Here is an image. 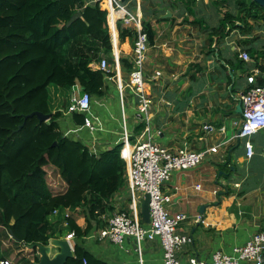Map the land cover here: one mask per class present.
<instances>
[{"label":"trees","instance_id":"16d2710c","mask_svg":"<svg viewBox=\"0 0 264 264\" xmlns=\"http://www.w3.org/2000/svg\"><path fill=\"white\" fill-rule=\"evenodd\" d=\"M232 3L234 13L224 14L220 27L212 31V42L237 29L249 34L253 21L264 20V9L252 0ZM142 27L151 45L153 31L149 25ZM118 30L120 42L137 39V32L121 22ZM251 50L246 52L264 73L259 62L264 51ZM113 51L108 12L101 3L0 0V260L34 264L40 257L36 250L26 254V248L48 246L53 238L74 234V258L67 264H107L88 252L83 240L96 226H106L102 216L116 211L112 198L127 180L123 146L96 155L81 142L64 136L60 122L71 106V96L63 106L52 97H61L63 91L72 92L79 85L92 98H103L107 76L91 65L104 55L113 62ZM236 58L239 69L246 73L245 62ZM120 63L123 72L133 70L128 60L121 57ZM115 75L111 72L108 76ZM258 84H264V77ZM250 88L252 85L245 92ZM34 113L52 118L41 122L36 116L29 117ZM70 116L84 125V114ZM144 128L142 123L139 131ZM252 143L256 155L249 164L258 159L261 170L252 187L260 188L264 186V131L255 135ZM230 165L229 161L221 167L224 177L234 172ZM223 194L230 196L229 186ZM66 211L71 212L68 218ZM55 217L65 220L64 229H56ZM82 218L83 225L79 223ZM260 231H264V219Z\"/></svg>","mask_w":264,"mask_h":264},{"label":"crops","instance_id":"0c3cea01","mask_svg":"<svg viewBox=\"0 0 264 264\" xmlns=\"http://www.w3.org/2000/svg\"><path fill=\"white\" fill-rule=\"evenodd\" d=\"M226 1L122 0L130 12L139 16L142 24L150 26L154 34L144 70L146 92L154 103L150 123L156 134V143L171 151L185 145L192 151H207L221 142L229 143L237 133L235 125L241 120V114L237 111L242 104L240 96L248 89L247 75L256 69V65L251 58L250 63L245 62L247 72L243 73L236 56L241 60L240 54L244 51H264V20L253 21L249 34L237 29L224 37H215L212 42V31L220 27L224 14L234 13L232 0ZM111 34L113 54L133 64L136 40L120 42L118 28L111 30ZM244 41H248V45ZM249 56L252 57V54ZM259 62L264 65V59ZM99 63H93L91 68L98 70ZM110 65L112 73L116 75L108 78L106 95L93 98L91 109L85 115L92 119L94 130L79 125L67 113L60 122L64 136L81 142L96 155L123 146L126 132L131 136V144H136L145 130L139 131L142 121L138 115L137 97L129 89L119 91L114 58ZM120 70L122 81L128 83L131 72H123L121 63ZM83 94L78 85L70 94L71 100ZM206 127H212L214 132L207 134ZM207 137L211 144L206 142ZM204 142L206 145L202 144ZM237 144L231 142L219 154H208L204 163L196 169L173 173L164 187V193L173 195L168 210L190 217L179 229L180 234L193 239V243L179 253L183 264L191 258L210 262L218 252L231 256L236 248L245 245L262 227L264 186H259L260 181V188L252 187L261 173L257 168L258 159L254 164H249L243 145ZM229 161L233 164L230 165L231 170L235 169L233 173L238 178V169L244 166L246 177L241 182L232 179L233 173L224 177L223 171H220ZM248 181L252 183V188L240 197V192L249 190L244 189ZM227 186L231 194L223 196ZM125 187L113 196L111 205L116 211L103 219L102 216L103 222L116 212H130L131 198L127 183ZM202 207H205L203 214L200 213ZM199 216L203 223L196 221ZM82 221L83 218L79 221L81 225ZM55 223L58 231L61 230L59 227H66L65 220L58 217H55ZM99 229L102 228L96 226L84 238L83 245L100 261L107 264H164V251L159 239L144 242L139 254L133 239H127L122 246L95 239L93 235ZM75 244L74 239L72 245ZM25 253L30 254L31 250L26 248Z\"/></svg>","mask_w":264,"mask_h":264},{"label":"built area","instance_id":"2783aa9c","mask_svg":"<svg viewBox=\"0 0 264 264\" xmlns=\"http://www.w3.org/2000/svg\"><path fill=\"white\" fill-rule=\"evenodd\" d=\"M107 9H103V3ZM101 3V8L108 12V23L110 31L118 28V23L125 27L134 28L137 32V39L134 48L133 70L129 74L128 83H124L120 77V57L113 54L115 61V72H117V85L120 92L130 90L138 99L139 119L145 124V130L139 137L136 144L132 145L131 136L126 132L121 150V157L127 165V186L130 190L131 205L128 213L125 211L116 212L105 220L106 226L95 231L93 237L99 241H108L122 246L127 239H133L137 245V252L142 253V244L160 240L164 251V264H183L179 258L182 249L193 243L190 236L179 233L180 227L190 220L184 213H171L168 205L173 201V195L164 193V187L170 182L173 173L177 171H189L201 166L208 154H219L220 150L228 147L229 143L243 145L246 160L250 162L256 155L252 138L264 131V84L259 85L258 79L264 73L258 68L247 77L248 84L252 85L247 92L240 96L243 112L241 120L235 125L237 133L230 139L229 143L221 142L207 151H192L187 145L171 151L156 143V134L150 123V112L153 108V100L147 91V82L144 75L147 52L149 50L148 35L144 33L142 21L138 15L130 12L122 0H93L90 4ZM118 13L117 16L114 14ZM112 36V34H111ZM113 42V36H112ZM240 59L246 63L252 61L247 52L240 54ZM98 71H102L109 80L112 72L109 58L103 56L98 65ZM92 97L84 93L81 97H73L71 106L67 111L68 115L84 114L91 109ZM84 127L94 130L93 121L85 117ZM207 134L214 132L212 127H206ZM225 131V130H223ZM238 187V186H237ZM199 189V187H198ZM150 196L151 222L144 224L140 213V203L145 195ZM55 216L58 212L54 213ZM71 216L66 211L65 217ZM105 215L102 217V219ZM198 223H203L202 217H197ZM72 249L74 234L66 238ZM0 264H11L8 261H0ZM186 264H264V231L252 236L249 241L240 248L234 250L233 255L216 253L210 262H202L191 258Z\"/></svg>","mask_w":264,"mask_h":264},{"label":"water","instance_id":"95a60500","mask_svg":"<svg viewBox=\"0 0 264 264\" xmlns=\"http://www.w3.org/2000/svg\"><path fill=\"white\" fill-rule=\"evenodd\" d=\"M253 3L258 4L264 9V0H252ZM239 114H242L243 108L240 104L237 108ZM38 117L41 122H48L52 117L50 115H43L42 113H34L29 117ZM29 117H26L28 119ZM235 169L232 168V171ZM222 174V173H221ZM205 207L200 209V213L203 214ZM141 215L144 224H149L151 222L150 214V196L145 195L141 203ZM15 239V238H14ZM29 249L36 250L40 260L34 264H67L70 259L74 258V250L71 247L70 242L63 238H53L50 240L48 246L36 245L30 246ZM58 251V252H57ZM57 252V253H56Z\"/></svg>","mask_w":264,"mask_h":264},{"label":"rangeland","instance_id":"374dc122","mask_svg":"<svg viewBox=\"0 0 264 264\" xmlns=\"http://www.w3.org/2000/svg\"><path fill=\"white\" fill-rule=\"evenodd\" d=\"M102 7H103V9H107V6H106V3H105V2L103 3ZM63 92H64V93H62L61 97H60V96H59L58 98L55 97V96L52 97V100H53V98H54V99L56 100L55 102H57V103H58L59 105H61V106L64 105V102L69 103V101H70V94H71V92H67V91H63ZM207 139H208V140H207ZM207 139H206V142L209 141L210 144H211V140H210V138L207 137ZM206 142H204V143H202V144H205V145H206ZM209 142H208V145H210ZM247 165H248V164H247ZM241 167H243V168H242V169H240V168L238 169L239 178L236 177L235 173H233V175H232V179H233L235 182H241L242 179L246 177V171H245V168H244L243 165H242ZM223 178H224V177H223ZM60 183H61V186L64 187L63 184H62V182H60ZM250 186H251V183H250V182H247V183L244 185V188H245V189H249ZM126 188H127V187H124V189H126Z\"/></svg>","mask_w":264,"mask_h":264},{"label":"clouds","instance_id":"9594fccd","mask_svg":"<svg viewBox=\"0 0 264 264\" xmlns=\"http://www.w3.org/2000/svg\"><path fill=\"white\" fill-rule=\"evenodd\" d=\"M256 68H257V67H256ZM249 75H250V74H249ZM249 75H247V77H248ZM263 77H264V76H263ZM247 79H248V78H247ZM247 82H248V80H247ZM249 87H250V85H249ZM249 87H248V88H249ZM73 250H74V249H73ZM0 261H3V260H0Z\"/></svg>","mask_w":264,"mask_h":264}]
</instances>
